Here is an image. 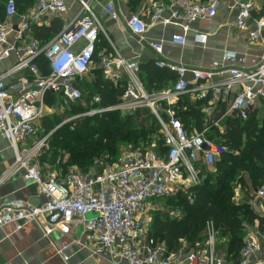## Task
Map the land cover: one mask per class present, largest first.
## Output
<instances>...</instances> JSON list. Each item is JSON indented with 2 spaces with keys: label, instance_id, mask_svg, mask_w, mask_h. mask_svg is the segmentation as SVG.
<instances>
[{
  "label": "built area",
  "instance_id": "2783aa9c",
  "mask_svg": "<svg viewBox=\"0 0 264 264\" xmlns=\"http://www.w3.org/2000/svg\"><path fill=\"white\" fill-rule=\"evenodd\" d=\"M78 1L82 6L80 15L45 44L33 37L32 26L44 16L63 18L68 11L64 0H36L35 10L22 19L14 43L8 41L12 26L0 23V61L14 52L17 62L10 72L27 69L33 76L17 98L8 90L4 76L0 77V136L8 140L16 152L15 168L23 170L24 179L34 184L44 198L39 205L25 201H7L0 205V227L12 224L19 230L24 224L36 221L49 235L56 224L78 219L94 240L93 253L115 264H227L216 253L217 231L212 220L207 222L205 241L190 250L184 260L172 256L164 243L150 240L144 244L139 237L145 233L152 218L151 212L157 209L162 199L185 191L193 202L188 189L202 182L201 165L213 166L227 150L222 143L207 136L209 126L191 132L178 117L175 101L186 94H195L198 100L204 101L206 122L212 126H218L220 120L233 112L247 119L256 101L264 98V54L250 69L243 67L244 58L232 50H224L222 59L213 61L208 67L189 68L166 58L162 41H152L149 47L156 56L155 66L174 72L177 80L169 88L147 93L139 79L136 62L126 60L114 48L113 53L101 52L98 65L104 78L114 84L125 82L122 101L113 106L94 107L74 117L148 107L158 119L167 150L161 153L155 149V144L145 149L125 148L114 160L109 155L95 157L87 170L76 166L65 170H44L40 155L49 150L48 136L29 149L21 150V145L37 135V126L46 115L49 94L59 97L60 108L82 100L83 93L77 81L94 66L100 34L109 39L89 2ZM232 1L238 8L235 20L238 30L245 32L250 40L264 45V15L254 14L255 1ZM219 4L220 0L191 2L173 10L170 17L163 18L164 6L158 3L148 21L137 14L132 15L127 21V29L143 39L149 26L174 24L173 18L188 22L211 19L217 15ZM108 10L112 11V6ZM16 13L15 1L8 0L7 16ZM184 28L187 30L188 25ZM207 40L206 32L195 35L197 43L204 45ZM172 42L185 45V35H173ZM40 58L48 61L50 71L47 75L37 63ZM188 73L193 76L194 86L186 79ZM216 75H227V78L216 82ZM234 90L235 95L226 113L215 114L220 98H224V102L230 101ZM94 101L100 102V97L96 96ZM256 195L264 200V183L256 190ZM259 248L255 238L247 237L234 264H250ZM68 249L69 244L65 242L57 246V253L65 262L70 259Z\"/></svg>",
  "mask_w": 264,
  "mask_h": 264
},
{
  "label": "crops",
  "instance_id": "0c3cea01",
  "mask_svg": "<svg viewBox=\"0 0 264 264\" xmlns=\"http://www.w3.org/2000/svg\"><path fill=\"white\" fill-rule=\"evenodd\" d=\"M64 1L68 5V11L63 18H59L62 23V28L76 16L80 15L82 9L78 0ZM86 1L89 2L92 11L104 27L109 37V39L106 40L111 48L116 49L126 60L136 62L139 66L146 64L155 66L154 61L156 56L154 51L149 47V43L152 41H162L164 56L173 62L182 63L189 68L208 67L213 61L222 59L224 50H232L244 58L243 67L250 69L258 64L260 57L264 54L263 44L258 41L250 40L245 32H241L236 27L235 20L238 8L234 5L232 0H220L218 13L211 19H198L193 22H188L183 18H173L174 24L159 23L151 25L143 34V39L131 34L127 29V21L132 15L137 14L143 20L148 21L154 6L160 3L164 6L162 17L168 18L171 16L173 10L181 9L191 2L202 0ZM254 1L256 5L254 14L264 15V0ZM28 2H30V0H28ZM6 3V0H0V8L2 6V10L5 13L0 23L6 22L12 26V32L8 36V41L9 43H14L16 32L19 29L22 19L30 16L35 10L36 1L34 0L33 3L30 2L28 4L24 1L19 6L16 15L12 17L6 14ZM109 6H112V11L108 10ZM111 13H114L116 17H113ZM53 19L55 18L44 16L38 24L33 26L49 27ZM184 25H188L187 30H185ZM198 32L208 33V40L204 45L195 41V35ZM175 34L185 35L186 44L183 46L174 44L172 42V36ZM16 62L17 56L14 52H12L8 58L0 61V77L4 76L7 88L15 98L19 96L23 86L31 82L33 78L32 74L27 69L10 72ZM97 66V63L94 62L93 68ZM165 70L169 76H171V79H167L166 82L162 84L160 90L173 86L177 80V75L174 72L168 71L167 69ZM223 78H227V75H216L214 81L217 82ZM186 79L190 81L191 86L195 85L192 74H186ZM92 80H94V73L92 74ZM141 83L144 90L150 93L147 89V83L142 81ZM157 91L153 89L152 93ZM234 95L235 90L231 95L230 101L227 100V102L223 101L224 98H220L217 102L218 106L215 114H217V112L226 113ZM184 98H186L191 105L200 102V107L203 111L205 105L204 101L198 100L195 94H186ZM177 101L178 100L175 101V105L177 103L175 109L179 106ZM56 107V105L47 104L45 108V117L49 116L50 112ZM252 112H256V118L258 120H264V98H260L256 101L255 108L251 111L249 116ZM231 114H228V117L231 116ZM44 118H42L39 124L42 123ZM226 119L227 117L220 120L217 126L218 133L216 136L219 139H222L223 134H225ZM208 123H206L207 126ZM183 124L191 132H199L194 124ZM41 125L42 124H40V126ZM46 136L37 133V135L30 138L25 145H21V150L29 149L34 143ZM44 155H46L45 150L40 155V161L44 170H47L46 165L49 163L47 159L42 160ZM15 165V150L8 140L0 136V205L7 201H25L33 205H39L44 200L43 196L39 193L34 184L24 179L23 170L16 169ZM204 165L205 164L201 165L202 172V167ZM208 168L210 170L214 169L213 166H208ZM248 180L246 179L245 181V191L248 190V192H243L244 189L239 188V193L236 191L233 200L239 205L248 206L253 214L264 216V200L258 198L256 195L257 189H255L253 183L250 180L248 182ZM245 229L247 234L244 237V242L247 237H253L258 241L260 246L259 250L252 256L250 264L256 262H263L264 264V230L261 229L259 220L256 219L251 224L246 225ZM148 230L147 228L145 233L139 237V240L144 244L153 240L149 237ZM62 242L69 244L68 251L70 259L68 262H65L62 256L57 253V246ZM228 245L229 238L217 233L216 253L218 256L222 257L227 264H234L236 260L228 258L227 256L229 251ZM93 247L94 240L78 219H74L71 222H60L56 224L54 230L49 235L45 234L44 229L36 221L24 224L19 230H16L15 226L12 224H6L0 227V264H115L103 256L94 254ZM187 247L188 245L185 244V247L179 252L170 254L172 256L175 255L179 260H184L187 253L194 249V247ZM119 264L124 263L121 262Z\"/></svg>",
  "mask_w": 264,
  "mask_h": 264
},
{
  "label": "trees",
  "instance_id": "16d2710c",
  "mask_svg": "<svg viewBox=\"0 0 264 264\" xmlns=\"http://www.w3.org/2000/svg\"><path fill=\"white\" fill-rule=\"evenodd\" d=\"M14 1L17 10L24 1L27 4L34 2V0L33 2L32 0L30 2L28 0ZM4 14L1 6L0 21L4 18ZM61 30L62 23L59 18H55L49 27L32 26V35L45 44ZM103 51L113 53L104 35L100 34L94 58L97 65ZM37 63L43 74H49V64L45 58L38 59ZM98 66L92 67L94 80L91 76L93 73L91 72L89 76V72L83 79L77 81L83 98L69 106L73 114L84 112L85 107L90 110L94 107L117 105L122 101L125 82L120 84L110 82L104 78L103 71L99 70L102 68ZM138 76L142 82L147 83L150 93L153 89L160 90L162 84L167 79H171L165 69H159L151 64L139 66ZM96 96L100 97V102L94 101ZM59 100V97L55 98L49 94L46 103L58 106ZM177 102L180 106L176 107L177 115L182 122L192 123L197 130L202 131L207 122L200 102L191 105L184 96L178 98ZM78 119L81 118L62 125L48 135L49 150H45L48 156L44 155L42 160L47 159L48 163L55 167L58 158L61 157L62 160L65 151L68 150L70 156L67 166L72 165L87 170L97 156L109 155L111 160H114L124 147L131 150L150 147L153 139L156 138L157 130L161 138L157 139L155 149L161 153L167 150L158 119L148 107H138L131 112H122L119 109L109 110L86 116L81 121ZM51 121L49 116L42 121L47 134L55 126ZM208 126L207 136L222 143L227 150L214 163V171L206 165L202 167V182L188 189L193 196V202H190L185 191L161 200L175 203L182 212L176 215L167 210H153L149 224V237L157 243H164L169 253H176L184 248L185 244L188 245L187 248L202 244L207 236V222L212 220L217 233L229 238L228 258L237 261L247 234L245 226L258 219L261 229L264 230V216L253 214L248 206L235 203L231 194L235 175H242L243 188L246 187L247 178L253 183L255 189L264 183V120H258L256 112H252L247 119L240 118L234 112L225 120V134L222 139L216 136L217 126H212L210 123ZM55 168L66 169L62 162Z\"/></svg>",
  "mask_w": 264,
  "mask_h": 264
},
{
  "label": "rangeland",
  "instance_id": "374dc122",
  "mask_svg": "<svg viewBox=\"0 0 264 264\" xmlns=\"http://www.w3.org/2000/svg\"><path fill=\"white\" fill-rule=\"evenodd\" d=\"M91 72H92V69H91V71H90V73H89V76H90V74H91ZM88 75V74H87ZM92 76V75H91ZM89 78V77H88ZM89 80H90V78H89ZM89 109V108H88ZM86 107H85V109L83 108V110H84V112H82V113H87L88 111H90V110H88ZM122 112H126V111H134V110H121ZM76 114H73V112L71 111V108H69V107H65V108H60V107H56L54 110H52L51 112H50V115H49V117H50V119L52 120L51 122H52V124L53 125H55L54 126V128L47 134V130L46 129H44V127H43V125H41L40 126V124L37 126V133H40V135H42V136H46V135H50L51 133H53V131L54 130H56L57 128H59V127H61L62 125H65V124H68L69 122H72L73 120H75L76 118L74 117ZM86 116H90V115H85V116H83V117H81V119H78V121H81L82 120V118H84V117H86ZM42 124V123H41ZM42 127V128H41ZM73 128V127H72ZM158 133V134H157ZM157 133H156V138L155 139H153V144L152 145H150V146H153L154 144H156V142H157V139H159V138H161V137H159V132H158V130H157ZM122 149H125V147L124 148H122ZM69 156H70V152L68 151V150H66L65 151V153H64V156H63V158H62V160H61V157H59L58 158V163H56V166L57 165H59L61 162L63 163V167L64 168H67V167H69V166H67L68 164H67V160H68V158H69ZM66 164V165H65ZM55 166V167H56ZM72 166V165H71ZM55 167H53V166H51L50 164H47L46 165V169H54ZM59 168V167H58ZM215 169H213L212 171H214ZM242 180H243V177H242V175L240 174V175H235L234 176V179H233V184H232V190H231V194L233 195L232 197L234 198L235 197V194H236V191L239 193V188H243L242 187ZM247 180H248V178H247ZM248 182H249V180H248ZM245 188L246 187H244L243 189V192L245 191ZM245 192H248V190L247 191H245ZM173 197V196H172ZM159 205H157L156 207H157V209H155V210H167V211H170L171 213H173V214H179V213H181L182 211V209H179V208H177L176 206L177 205H175V203L173 204V203H167V201L166 200H164V201H159ZM153 211V210H152ZM150 228V225L148 226V229ZM148 232H149V230H148Z\"/></svg>",
  "mask_w": 264,
  "mask_h": 264
}]
</instances>
